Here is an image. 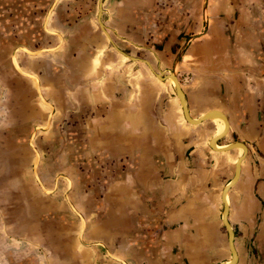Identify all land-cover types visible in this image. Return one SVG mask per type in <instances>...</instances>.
Wrapping results in <instances>:
<instances>
[{
	"label": "crops",
	"instance_id": "0c3cea01",
	"mask_svg": "<svg viewBox=\"0 0 264 264\" xmlns=\"http://www.w3.org/2000/svg\"><path fill=\"white\" fill-rule=\"evenodd\" d=\"M237 142L264 264V0H0V264L229 263Z\"/></svg>",
	"mask_w": 264,
	"mask_h": 264
},
{
	"label": "water",
	"instance_id": "95a60500",
	"mask_svg": "<svg viewBox=\"0 0 264 264\" xmlns=\"http://www.w3.org/2000/svg\"><path fill=\"white\" fill-rule=\"evenodd\" d=\"M170 78H172L177 84V92H178V95L182 101V104H183V108H184V111H185V116L187 117V119L191 122H194V123H202L204 121H207L211 118H214L215 116L219 115L221 116L225 121L226 123L228 124V119L227 117L222 114V113H219V112H211L207 115H205L204 117L200 118L199 120H193L190 118L189 116V112H188V106H187V102L185 100V96L183 94V92L181 91V88L179 86V83L177 81V78L174 76V75H171ZM224 136V135H223ZM223 136L221 137H217L216 139H214L213 143H216L220 138H222ZM242 147L244 150H245V155L243 157H241L236 165V171H235V177L234 179L232 180V182L226 187V189L224 190V194H223V197H224V203H225V209H224V213H223V223L227 229V232H228V235H229V247H230V250H231V253H232V260L229 262V263H222V264H236L237 263V251L235 249V243H234V240H235V233L229 223V206L227 205L226 203V197H227V193L229 192V190L234 187L236 185V183L238 182L239 180V177H240V174H241V166H242V163L245 159V156L247 154V147L245 144L243 143H240V142H237L233 145H230L228 146L225 151H230V150H233L235 148H240Z\"/></svg>",
	"mask_w": 264,
	"mask_h": 264
},
{
	"label": "bare ground",
	"instance_id": "6f19581e",
	"mask_svg": "<svg viewBox=\"0 0 264 264\" xmlns=\"http://www.w3.org/2000/svg\"><path fill=\"white\" fill-rule=\"evenodd\" d=\"M170 79L173 81L174 84L176 83L172 78H170ZM176 84H177V83H176ZM214 119H220V120L222 121V123L224 124V126H226V130H225V132H224L222 135H219V137L225 135V134H226V131H227V128H228V124L226 123V121H225L221 116H219V115L215 116ZM213 145H214V143H213ZM221 149H223V148H221ZM221 149H219V150H221ZM225 149H226V148H225ZM238 149H240V150L242 151V156H241V157H243V156L245 155V150H244L242 147H240V148H238ZM238 161H239V160H238ZM237 163H238V162H237ZM228 194H229V192L227 193V197H228ZM227 197H226L225 199H226V203H227V205L229 206V204H228V200H227Z\"/></svg>",
	"mask_w": 264,
	"mask_h": 264
},
{
	"label": "rangeland",
	"instance_id": "374dc122",
	"mask_svg": "<svg viewBox=\"0 0 264 264\" xmlns=\"http://www.w3.org/2000/svg\"><path fill=\"white\" fill-rule=\"evenodd\" d=\"M255 169H259L260 173L264 175V165H260L258 163V165L256 167H254ZM263 205H264V200H263Z\"/></svg>",
	"mask_w": 264,
	"mask_h": 264
}]
</instances>
